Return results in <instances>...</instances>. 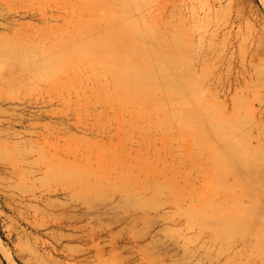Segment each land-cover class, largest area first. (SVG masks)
Masks as SVG:
<instances>
[{
  "label": "rangeland",
  "instance_id": "obj_1",
  "mask_svg": "<svg viewBox=\"0 0 264 264\" xmlns=\"http://www.w3.org/2000/svg\"><path fill=\"white\" fill-rule=\"evenodd\" d=\"M139 1L58 41L0 0V264H264V0Z\"/></svg>",
  "mask_w": 264,
  "mask_h": 264
},
{
  "label": "bare ground",
  "instance_id": "obj_2",
  "mask_svg": "<svg viewBox=\"0 0 264 264\" xmlns=\"http://www.w3.org/2000/svg\"><path fill=\"white\" fill-rule=\"evenodd\" d=\"M13 4L37 5L45 20L61 16L51 34L44 37L55 40H122L126 38H145L144 31L137 30L133 24V11L141 12L139 0L132 1V8L122 0H3ZM45 1V2H44ZM136 2V3H135ZM144 4H142L143 6ZM161 9V7H159ZM164 8V7H163ZM44 9V10H43ZM134 9V10H132ZM44 11V12H42ZM160 11L159 13H161ZM15 15V14H14ZM11 17V16H10ZM151 21L153 18L150 19ZM151 24V23H150ZM164 35L168 36L164 33ZM187 34L186 37H190ZM170 34L169 38H176Z\"/></svg>",
  "mask_w": 264,
  "mask_h": 264
}]
</instances>
